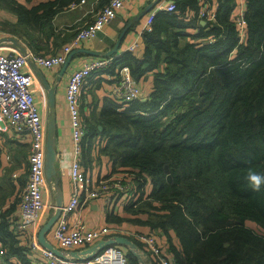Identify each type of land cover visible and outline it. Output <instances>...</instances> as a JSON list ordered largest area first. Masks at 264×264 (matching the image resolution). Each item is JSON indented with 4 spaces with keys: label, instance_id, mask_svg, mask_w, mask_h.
Returning <instances> with one entry per match:
<instances>
[{
    "label": "trees",
    "instance_id": "1",
    "mask_svg": "<svg viewBox=\"0 0 264 264\" xmlns=\"http://www.w3.org/2000/svg\"><path fill=\"white\" fill-rule=\"evenodd\" d=\"M24 1L0 9L18 17L14 35L37 45L35 33L57 43L53 18L84 0ZM167 2L176 9L156 13L142 55L126 52L102 74L128 67L139 84L152 75V91L123 112L106 98L86 123L84 151L105 141L100 154L129 174L137 197L127 221L166 237L175 264H264V0ZM8 196L0 185V264H34L11 230L19 199L6 206Z\"/></svg>",
    "mask_w": 264,
    "mask_h": 264
},
{
    "label": "built area",
    "instance_id": "2",
    "mask_svg": "<svg viewBox=\"0 0 264 264\" xmlns=\"http://www.w3.org/2000/svg\"><path fill=\"white\" fill-rule=\"evenodd\" d=\"M130 1L110 0L108 5L97 12L92 23L76 29L73 39L63 49L64 55L45 57L31 50L10 55L0 53V121H5L12 130L13 141L28 143L30 146L29 176L25 188L18 195L20 218H14L11 230L18 237L20 244L28 249L29 258L34 264H131L127 253L115 245L104 248L91 258L77 259L66 252L72 249L82 251L93 247L109 234L107 228L89 229L87 223L79 218H76L73 223L70 221V218L82 206H89L94 201H102L108 209L114 202L126 207L137 198L135 196L129 199L133 189L129 174L111 173L94 185L83 171L81 164L83 141L87 135V125L81 112L83 91L91 77L97 80L106 76L102 74L112 67L115 58H98L84 64L82 68L72 73L67 87L66 101L71 117L72 139L75 147V158L70 168L73 190L70 202L61 208V215L53 232L55 243L66 252L63 253L64 257H59L53 251L44 248L39 243L36 233L32 237L28 234L29 228L36 226L39 221L40 212L44 208L42 193L48 189L49 181L46 175V126L37 106L34 80L24 71V67L30 62L46 68L65 64L67 56L74 48L84 41L96 39L98 34L102 33L104 28L117 18L119 12ZM84 2L85 0L82 1ZM175 9L174 3L167 2V0L160 1L147 17L139 33L140 39L143 33L152 31L158 11L173 12ZM202 17L213 20L215 14L212 8L206 7L202 11ZM237 22L241 27L240 35L243 37L246 23L242 8ZM139 47L140 44L136 42L129 48V51L136 52ZM116 72L114 77L107 75V81L112 83L108 97L116 102L118 111L123 112L130 107L131 103L146 99V96H144L142 86L135 81L128 67L117 69ZM0 131H3L1 122ZM134 237L142 245L141 253L150 264L176 263L167 252L165 254L163 246L152 232L135 234ZM3 254L0 248V263H2Z\"/></svg>",
    "mask_w": 264,
    "mask_h": 264
},
{
    "label": "crops",
    "instance_id": "3",
    "mask_svg": "<svg viewBox=\"0 0 264 264\" xmlns=\"http://www.w3.org/2000/svg\"><path fill=\"white\" fill-rule=\"evenodd\" d=\"M18 1L22 4L25 3L24 0ZM154 1L155 0H131L127 3L125 8L119 12L117 18L110 25L106 26L104 31L99 33L96 39L93 41H84L70 52L67 56L66 63L68 57L74 51H81L73 55L66 68H64L66 63L52 68H46L33 62H30L29 65L24 67V71L30 74L34 80L36 102L40 109L47 133L50 112V94L54 95L56 109V150L59 157L55 164L56 177L53 178V183L49 182L48 189L42 193L44 208L40 212L39 221L36 226L30 227L28 230L30 237L36 233L39 240L42 229L57 211L56 197L53 190V185L56 181L61 190L63 205H67L72 196L73 187L70 177V168L75 158V147L72 139L71 117L66 101L67 87L72 73L82 68L86 63L92 62L98 58H106L94 55L93 53L107 54L114 51L119 41L118 51L109 57H114L116 59L121 57L124 53L130 52L129 48L136 42L140 44V47L135 53L141 56L143 52V40L140 39L139 33L149 14L157 7V5L152 6ZM107 2V0H85L84 3L58 13L52 21L57 43L53 39L49 40L46 38L43 39L41 36L38 37V35H36L37 33H35L36 38L42 40L41 42L38 41L36 43L37 45L31 43L30 40L14 35L11 30L13 26L17 25L18 17L9 11L0 9V41L7 39L6 42L0 44V53L10 55L31 50L33 53H39L45 57L64 55L63 49L71 42L76 29L92 23L96 18L97 12L102 9ZM149 7H151V10L141 17L142 13ZM125 29L126 33L123 35ZM11 39L15 41H11ZM30 45L35 46L38 50H35ZM99 81L100 84L97 85ZM89 83L90 86H88ZM89 83L83 91L81 105L82 117L86 123L91 121L92 111H95L97 114L101 111L103 102L106 98H109L108 95L112 88V83L111 81H107V76L97 81L91 79ZM140 84L144 90V94L148 96L153 89V76L148 75L145 81ZM0 122L3 126V131H0V185L5 195L9 194L6 198L7 206L13 203L17 194L25 188L29 176L30 146L28 143L13 141L12 130L7 126L5 121ZM87 142H89L88 136L84 137L83 141V144H86V150L88 145ZM104 146V140L95 137L93 138L91 152L84 151L83 147L84 152L82 151L81 153L83 171L94 185H97L102 178L112 173V162L110 158L99 152ZM50 188L52 194L50 193ZM16 209V217L20 218L19 205ZM109 209L104 202L94 201L89 206H82L70 218V221L73 223L76 218H79L87 223L89 229L107 228L109 234L104 237L106 241L113 240L116 237L129 238L135 234L151 232L149 228L129 223L127 221L129 216L125 214V208L121 206V204H115L114 202ZM114 217H118L122 220L116 222L113 220ZM57 224L58 220L53 224L50 230L45 233L44 237L46 241L62 253L67 252L71 255L80 251L78 249H72L65 252L57 246L53 239V232ZM140 229H142V231H140ZM152 233L163 246L165 254L168 253L170 256L171 253L167 250L169 244L167 238L158 235L156 232ZM171 238L173 244L180 248V244L173 232H171ZM122 249L124 250V248Z\"/></svg>",
    "mask_w": 264,
    "mask_h": 264
},
{
    "label": "water",
    "instance_id": "4",
    "mask_svg": "<svg viewBox=\"0 0 264 264\" xmlns=\"http://www.w3.org/2000/svg\"><path fill=\"white\" fill-rule=\"evenodd\" d=\"M161 0H155L154 3H152V6L157 5ZM151 7H149L144 13H142L141 17L144 16L146 13H148L151 9ZM204 23V22H203ZM126 33V29L123 33V35ZM121 40V39H120ZM7 39H4L2 41H0V44L3 42H6ZM11 41H15L13 39H11ZM120 44V41L117 44V47L114 51H111L107 54L104 53H93L94 55L97 56H103L108 58L110 55L115 54V52L118 51V46ZM78 52L81 51H74L67 60V63L65 64V67H67V65L69 64V62L71 61L73 55L77 54ZM51 98H50V112H49V118H48V133H47V145H46V175L48 178V181L50 183H53V178L56 177V168H55V164L58 161V153L56 150V109H55V99H54V95L50 94ZM100 129H102L100 127ZM53 190L55 193V197H56V213L55 215L49 220V222L45 225V227L42 229L41 233H40V237H39V243L44 247L47 248L51 251H53L56 255H58L59 257H64V254L58 250L55 249L54 246L52 244H50L48 241H46L44 235L47 231L50 230V228L53 226V224L59 219L60 215H61V208L63 206V199L61 197V190L58 186L57 181L55 182V184L53 185ZM232 224V222H231ZM111 245H115V246H120L122 248H127L128 252H130L134 257H136L142 264H144V256L141 253V249L140 247L134 243L131 239H129L128 237H116L113 240H103L100 241L99 243H97L95 246L90 247L88 249L82 250V251H78L77 253L71 254V256H73L74 258H91L93 256H95L97 253L101 252L104 248L111 246ZM149 262V261H148Z\"/></svg>",
    "mask_w": 264,
    "mask_h": 264
},
{
    "label": "rangeland",
    "instance_id": "5",
    "mask_svg": "<svg viewBox=\"0 0 264 264\" xmlns=\"http://www.w3.org/2000/svg\"><path fill=\"white\" fill-rule=\"evenodd\" d=\"M39 41L41 42L42 40L41 39H39ZM105 142V141H104ZM113 174H115V173H113ZM50 193L52 194V191H51V188H50ZM16 199L18 200V198L16 197ZM129 223H131V222H129ZM131 224H133V223H131ZM145 228H147V227H145ZM140 231H142V229H140ZM155 233V232H154ZM158 235H160L161 236V234L159 233V232H156ZM132 238H135L134 237V235L132 236ZM139 246V245H138ZM124 251L126 252V253H128V249L127 248H124ZM144 264H149V262H148V260H147V258L146 257H144Z\"/></svg>",
    "mask_w": 264,
    "mask_h": 264
}]
</instances>
